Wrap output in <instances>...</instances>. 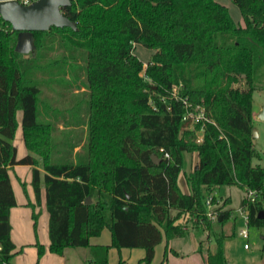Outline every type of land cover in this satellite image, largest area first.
Segmentation results:
<instances>
[{
    "label": "trees",
    "instance_id": "obj_1",
    "mask_svg": "<svg viewBox=\"0 0 264 264\" xmlns=\"http://www.w3.org/2000/svg\"><path fill=\"white\" fill-rule=\"evenodd\" d=\"M71 1L62 11L78 30L31 31L36 57L18 50L21 31L0 16V264H13L17 254L10 221L17 201L9 173L17 164L32 166L37 204L45 187L51 252L89 247L93 264H108L112 247L143 248L140 264H151L156 246L185 236L191 221L215 237L217 249L208 251L207 264H228L226 234L216 225L232 210L223 202L214 222L206 198L223 185L255 190L243 206L249 226H264V166L254 164L260 153L253 137L254 92L264 89V0H233L244 25L215 0ZM135 43L154 49L146 67L133 52ZM61 48L85 53L87 82L71 87L84 88L88 97V140L75 159L74 143L67 159L54 160L50 123L39 121L42 90L29 72L41 66L45 52ZM197 107L208 120L184 118ZM19 112L27 147L43 156V175L36 156H17ZM194 151L198 168L186 175L185 192L184 153ZM33 217L37 231L39 213ZM105 228L111 243L92 244ZM36 245L40 258L46 247Z\"/></svg>",
    "mask_w": 264,
    "mask_h": 264
},
{
    "label": "rangeland",
    "instance_id": "obj_2",
    "mask_svg": "<svg viewBox=\"0 0 264 264\" xmlns=\"http://www.w3.org/2000/svg\"><path fill=\"white\" fill-rule=\"evenodd\" d=\"M217 3L222 6H226L229 9V13L237 24H245L241 8L233 0H215ZM27 36L29 41L25 45H21V38ZM18 47L24 49L21 52L25 57H36L37 52L31 42V35L29 33H21L19 36ZM45 50V49H44ZM78 51H62L53 50L51 52L47 51L42 55L41 66L38 68L33 66L30 70V74L35 76V82L40 86L42 104L40 105V114L39 121L43 124L50 123V138L49 145L51 148V157L54 160L67 159L71 151V145L77 144L78 146L73 150V159H75V152L83 151L88 140V126L86 125V116L88 111V97L85 95L84 88L80 91L72 89L71 85L76 83L78 85L85 84L87 81L82 77L83 69H85V56L84 50L77 49ZM83 52H82V51ZM83 54H82V53ZM133 52L138 58H140L144 67H146L148 61L150 60L154 49L147 48L142 44L135 43ZM39 55V54H38ZM35 67V68H34ZM144 74V73H142ZM152 82V80H149ZM242 87L245 86L244 83L240 84ZM254 100L256 108L259 107L261 103L264 102V89H259L254 92ZM84 119V121H83ZM257 135L254 137V146L259 151L260 157L254 159V164L259 163L264 166V120H256L255 123ZM20 129V128H19ZM18 129V130H19ZM18 133L15 134L13 142L15 145H18V155L23 156V147L25 146L28 153L33 154L38 159V168L41 170L43 175V156H41L37 151H34L27 147L24 136H23V145L19 142ZM198 153L194 152H185L184 153V166L182 170V175L180 177V183L185 180V177L188 173L193 170V162L196 160ZM193 161V162H192ZM184 171H187L184 173ZM16 173L22 175V171H13L12 177L16 179L15 181V190L17 198L19 201V209H21L19 220L15 218L14 223L21 224L23 229V239H25L26 231H29L30 235L34 234L33 229L35 219L33 213H39L38 209L28 204L29 202V190L28 183L19 182V177ZM184 173V174H183ZM182 184V183H181ZM184 188H186L185 184ZM182 185V186H183ZM32 187V185H31ZM221 187V186H220ZM229 191L231 193V202L228 204V208L233 209L235 214H239V208L242 207L243 199L247 196L245 189L239 185H223L221 192ZM211 193H216V197L220 199V203L223 204L222 197L219 196L215 190ZM220 193V192H219ZM210 194V193H209ZM208 194V195H209ZM219 211V209H217ZM240 215V214H239ZM241 216V215H240ZM45 215L39 214L37 219V229L43 227L45 222ZM218 219H212L216 222ZM193 224V222H192ZM194 226V224H193ZM24 227V228H23ZM197 229L196 227H192ZM245 228L244 219L239 217L235 222L233 218L227 220L223 226V231L226 234L224 238L225 245H227V252L231 255H235V252H241L245 247L254 248L258 244L264 243V226H248L249 235L242 236L240 235V230ZM220 231V230H219ZM235 231V233H233ZM195 234L205 238V233L196 232ZM110 232L106 228L101 234L102 240L109 239ZM25 237V238H24ZM99 237V236H97ZM95 237V238H97ZM18 240V239H17ZM183 240V239H182ZM188 242L187 238L184 239ZM247 245V247H246ZM20 249V248H18ZM113 252L109 256L108 264H118L119 260L122 259V256L118 248L113 247ZM124 251H129L125 249ZM19 253L17 251L16 257ZM224 254H226L224 249ZM238 254V253H237ZM230 255V256H231ZM229 256V257H230ZM15 261L16 262V258ZM30 255L28 250L23 254V259L26 261L30 260ZM37 258V256H36ZM37 260V259H36ZM36 260L34 262H36ZM123 260V259H122ZM154 260V259H153ZM138 259L135 256L132 257L129 264H139ZM145 264V263H142ZM152 264V262H151Z\"/></svg>",
    "mask_w": 264,
    "mask_h": 264
},
{
    "label": "crops",
    "instance_id": "obj_3",
    "mask_svg": "<svg viewBox=\"0 0 264 264\" xmlns=\"http://www.w3.org/2000/svg\"><path fill=\"white\" fill-rule=\"evenodd\" d=\"M264 106V102L259 105L258 108L255 106V100H254V126L256 123V120H261L258 115L261 112L262 108ZM21 118H22V113H18V120H19V127L17 131L18 133V138L20 140V144L23 145V130H22V125H21ZM256 128V126H255ZM16 131V133H17ZM15 144V143H14ZM17 146V156L22 157L18 155V145ZM26 148L25 146L23 147V153L27 154L28 152L25 151ZM24 156V155H23ZM193 162V161H192ZM199 162V156H197L196 160L193 162V168L197 166ZM12 170L13 171H22V175L19 173H16L19 177V182L23 183H28V190H29V202L28 204L32 205L35 208L38 209L39 214L45 215V222L43 224V227L41 228L42 230L37 229L35 231V228L33 229L34 234L30 235L29 231H26L25 233V239H23V229H22V223L20 224H15L14 220L15 218L19 220L20 212L21 209H19V201L17 198L16 194V188H15V180L12 177ZM187 171H184V173ZM10 173V178H11V183L14 189L15 197L17 204L11 208L10 212V221L12 224V229H11V237L13 242L16 245L15 251H19L17 257L16 255L12 259L13 264H93L91 262V256H90V248L89 247H67L65 248L64 252L62 254H58L55 252H51L48 248L50 245V238H49V214L46 209V200H45V187H42V192H41V203L37 204L36 202V196H35V191L32 185V166L31 165H26V164H17L10 168L9 170ZM183 173V174H184ZM182 175V173H181ZM180 175V177H181ZM183 177V175H182ZM182 183V184H181ZM181 186L185 184L186 188H184V185L182 186L183 190L185 192H189V186L186 182V177L185 180L181 182ZM32 185V187H31ZM221 188L223 186H219L215 188V192L219 194L220 197H222L223 202H227V205L224 207V209H230L228 208V204L231 202V193L229 191L221 192ZM220 192V193H219ZM243 206V204H242ZM232 210L231 215L224 221L222 224H217L216 228L218 230L223 231V226L225 222L231 218L234 219L236 222L240 216L239 214H235V211ZM187 217L181 219L182 222H187ZM243 218V217H242ZM221 219V215L219 217ZM186 234L183 237L180 238H174L170 241H167L166 239H163V241L156 246L155 250V257L154 260L152 261V264H207V256H208V251L215 252L217 249V243L215 241V237L213 235L208 236V231L203 230L202 226H200L197 229H193L192 222L188 221L186 224ZM24 228V227H23ZM106 229V228H105ZM104 229V230H105ZM108 229V228H107ZM109 230V229H108ZM110 232V230H109ZM196 232L199 233H205L206 237L203 238L197 234ZM103 233V232H102ZM101 233V234H102ZM225 233V232H224ZM235 233V231L233 232ZM188 239L186 242L184 239ZM18 239V240H17ZM183 239V240H182ZM37 242L43 244L46 247V251L44 254L39 258L38 257V247H37ZM91 243L92 244H110L111 243V233L109 235L108 240H102L101 235L99 237L91 238ZM202 243V251L199 249ZM166 247H168V252L165 255ZM20 248V249H18ZM125 249H128L129 251H124ZM224 249H225V256L227 258L228 264H264V243L263 244H258L254 248L248 247V248H243L241 252H235V255L229 254L227 252V245H225L224 242ZM28 250L29 255H30V260L26 261L23 259V254L24 252ZM113 247L110 248L109 250V256L113 252ZM119 252L122 256V260L124 264H129L130 260L132 259L133 256L138 259V262L144 257L145 255V250L143 248H121L119 249ZM238 253V254H237ZM231 255V256H230ZM37 256V258H36ZM230 256V257H229ZM15 257L16 262L15 261ZM37 259V260H36ZM36 260V262H34ZM119 260V261H120ZM140 264V263H139Z\"/></svg>",
    "mask_w": 264,
    "mask_h": 264
},
{
    "label": "water",
    "instance_id": "obj_4",
    "mask_svg": "<svg viewBox=\"0 0 264 264\" xmlns=\"http://www.w3.org/2000/svg\"><path fill=\"white\" fill-rule=\"evenodd\" d=\"M71 0H34L25 4L19 0H0V16L11 23L14 30L21 33H29L35 30H49L51 27H71L78 30L77 23L66 16L62 7L70 6ZM28 37L21 38V45L27 44ZM20 52L24 49L18 47ZM258 117L264 120V106ZM257 135L256 129L253 130V137ZM155 162L161 160L157 155H153ZM198 168V165L196 166ZM91 197L86 202L91 203ZM264 214L261 212V217ZM220 220V219H219Z\"/></svg>",
    "mask_w": 264,
    "mask_h": 264
},
{
    "label": "built area",
    "instance_id": "obj_5",
    "mask_svg": "<svg viewBox=\"0 0 264 264\" xmlns=\"http://www.w3.org/2000/svg\"><path fill=\"white\" fill-rule=\"evenodd\" d=\"M19 1H21L22 3L28 4L34 0H19ZM176 91H177V87H174V92H175L174 95H176ZM184 102L186 103V106L188 107L189 104L187 103V101L184 100ZM184 118L185 119L190 118L193 123H197L200 120H205V121L208 120L204 115L203 109H201L199 107H197L195 111L187 110ZM203 131H204L203 128L198 130V141L199 142L203 139ZM163 150L164 149L161 148V151H163ZM165 157H169V153L165 152ZM215 194L210 193L206 198V206H207V213L206 214L211 220L212 219H219V217H220V211H218L217 209L221 205V203H220L221 201L218 197H216ZM255 195H256L255 190L249 189L247 191V199L253 200ZM239 212L242 215V217L244 219V224H245V228H242L239 233L242 236H248L249 235V230H248L249 217H248V213L246 210V206H242L241 208H239ZM246 247H247V245H246Z\"/></svg>",
    "mask_w": 264,
    "mask_h": 264
}]
</instances>
